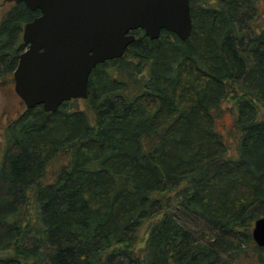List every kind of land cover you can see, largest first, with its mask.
<instances>
[{"label":"trees","instance_id":"trees-1","mask_svg":"<svg viewBox=\"0 0 264 264\" xmlns=\"http://www.w3.org/2000/svg\"><path fill=\"white\" fill-rule=\"evenodd\" d=\"M189 1L186 39L131 30L86 98L6 122L0 264H264L251 236L264 214V0ZM39 13L22 1L2 13L1 83ZM224 102L232 143L216 127Z\"/></svg>","mask_w":264,"mask_h":264},{"label":"water","instance_id":"water-1","mask_svg":"<svg viewBox=\"0 0 264 264\" xmlns=\"http://www.w3.org/2000/svg\"><path fill=\"white\" fill-rule=\"evenodd\" d=\"M24 2L40 13L23 25L24 49L13 70V88L26 108L55 111L65 100L86 98L92 68L121 56L142 28L150 38L162 29L186 39L189 0H4ZM251 236L264 248V214Z\"/></svg>","mask_w":264,"mask_h":264},{"label":"rangeland","instance_id":"rangeland-1","mask_svg":"<svg viewBox=\"0 0 264 264\" xmlns=\"http://www.w3.org/2000/svg\"><path fill=\"white\" fill-rule=\"evenodd\" d=\"M262 13H264V1L260 4ZM10 7V1L0 0V17L2 13ZM13 78H10L6 83L0 82V150L3 146L2 133L6 122L15 117L18 113L25 109V104L13 88ZM79 105L84 106V100H79ZM228 103L224 102L220 109L219 117L217 120V129L221 131L226 138L227 142L232 143L235 135L232 133V125L234 115L232 110L227 107ZM194 226V225H193ZM247 260L243 261L246 264Z\"/></svg>","mask_w":264,"mask_h":264},{"label":"flooded vegetation","instance_id":"flooded-vegetation-1","mask_svg":"<svg viewBox=\"0 0 264 264\" xmlns=\"http://www.w3.org/2000/svg\"><path fill=\"white\" fill-rule=\"evenodd\" d=\"M38 15V14H37Z\"/></svg>","mask_w":264,"mask_h":264}]
</instances>
